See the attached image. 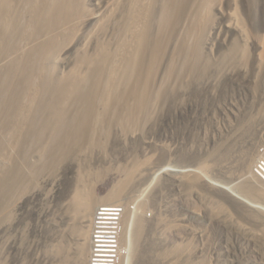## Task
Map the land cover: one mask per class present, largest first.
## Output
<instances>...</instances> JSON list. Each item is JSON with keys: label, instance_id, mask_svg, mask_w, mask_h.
<instances>
[{"label": "rangeland", "instance_id": "rangeland-1", "mask_svg": "<svg viewBox=\"0 0 264 264\" xmlns=\"http://www.w3.org/2000/svg\"><path fill=\"white\" fill-rule=\"evenodd\" d=\"M91 1L83 4L97 19L111 0ZM185 1L189 9L200 0ZM203 4L197 33L201 54L214 64L227 55L233 60L217 67L218 88L199 95L187 82L178 83L176 75L169 80L167 60L160 63L152 108L138 127L114 125L110 134L87 140L93 144L86 142L64 158L54 172L19 189L10 215L0 217V264H81L83 228L71 209L81 172L91 179L97 198L132 172L121 203L130 211L133 237L142 200L144 227L132 238L126 263L264 264V191H259L264 184L254 174L264 147V0ZM176 42L181 40L172 32L163 58L172 55ZM187 171L193 181L199 179L189 181ZM90 224L84 227L88 242Z\"/></svg>", "mask_w": 264, "mask_h": 264}, {"label": "bare ground", "instance_id": "bare-ground-1", "mask_svg": "<svg viewBox=\"0 0 264 264\" xmlns=\"http://www.w3.org/2000/svg\"><path fill=\"white\" fill-rule=\"evenodd\" d=\"M159 1L156 14L158 0H111L94 19L83 0H0V217L10 215L19 189L54 172L87 140L110 134L116 124L123 129L138 127L152 108V85L164 60L166 77L170 80L176 75L178 83L189 85L193 74L233 63L229 55L214 64L201 54L197 33L203 23V2L209 0L196 1L189 9L185 0ZM172 32L181 42H176L172 55L163 58ZM192 40L195 43L190 45ZM237 51L235 46L231 53ZM130 173L103 198L92 192L86 174L77 177L71 209L81 217L77 255L81 264L88 261L90 250L84 227L100 204L123 202ZM191 175L189 181L199 179L193 181ZM140 202L133 237L144 227L141 210L145 205ZM128 210L125 264H129L133 238Z\"/></svg>", "mask_w": 264, "mask_h": 264}, {"label": "built area", "instance_id": "built-area-1", "mask_svg": "<svg viewBox=\"0 0 264 264\" xmlns=\"http://www.w3.org/2000/svg\"><path fill=\"white\" fill-rule=\"evenodd\" d=\"M254 174L264 184V147L254 166ZM123 203L100 204L90 224L88 264H121L125 254L123 244Z\"/></svg>", "mask_w": 264, "mask_h": 264}, {"label": "water", "instance_id": "water-1", "mask_svg": "<svg viewBox=\"0 0 264 264\" xmlns=\"http://www.w3.org/2000/svg\"><path fill=\"white\" fill-rule=\"evenodd\" d=\"M218 66H216V69L215 71H211L209 73H203V74H200V73H196V74H193V77L191 79V82H190V85L192 88H194V91L195 93H198L199 95H206L209 93V89L210 87L211 88H218V85H217V79L219 78V68H217ZM212 69V68H211ZM219 69V70H217ZM213 70V69H212ZM217 70V71H216ZM215 74H217V76L215 77L214 80H211L212 79V76ZM211 77V79H210ZM181 90L180 88H178L176 94L178 97L181 96ZM221 187L225 188L226 186H222ZM225 189H229V188H225ZM239 198L243 199L244 201H247L246 198L242 197V196H239L237 195Z\"/></svg>", "mask_w": 264, "mask_h": 264}]
</instances>
